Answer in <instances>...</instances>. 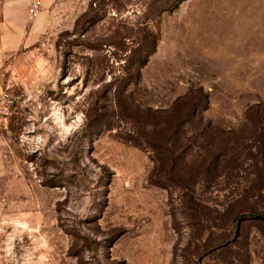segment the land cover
<instances>
[{
	"label": "rangeland",
	"instance_id": "374dc122",
	"mask_svg": "<svg viewBox=\"0 0 264 264\" xmlns=\"http://www.w3.org/2000/svg\"><path fill=\"white\" fill-rule=\"evenodd\" d=\"M173 2L51 0L0 62V264H264V0Z\"/></svg>",
	"mask_w": 264,
	"mask_h": 264
},
{
	"label": "crops",
	"instance_id": "0c3cea01",
	"mask_svg": "<svg viewBox=\"0 0 264 264\" xmlns=\"http://www.w3.org/2000/svg\"><path fill=\"white\" fill-rule=\"evenodd\" d=\"M31 0H0V62L33 41L39 24L38 14L29 18L27 6ZM51 0H39L40 7Z\"/></svg>",
	"mask_w": 264,
	"mask_h": 264
},
{
	"label": "built area",
	"instance_id": "2783aa9c",
	"mask_svg": "<svg viewBox=\"0 0 264 264\" xmlns=\"http://www.w3.org/2000/svg\"><path fill=\"white\" fill-rule=\"evenodd\" d=\"M40 9V2L39 0H31L27 6V14L29 18H34Z\"/></svg>",
	"mask_w": 264,
	"mask_h": 264
},
{
	"label": "trees",
	"instance_id": "16d2710c",
	"mask_svg": "<svg viewBox=\"0 0 264 264\" xmlns=\"http://www.w3.org/2000/svg\"><path fill=\"white\" fill-rule=\"evenodd\" d=\"M181 1H183V0H174V2L173 3H171V5L167 8V9H164V10H166V11H172V10H174L177 6H178V4L181 2ZM190 119L191 120H189V121H193V118H192V116H190ZM188 121V120H187ZM197 123V128L199 129V131L200 132H203L204 130L203 129H205V126L204 125H201V121H200V119L199 118H197L196 119V121L194 120V123ZM200 127V128H199ZM206 127H207V125H206Z\"/></svg>",
	"mask_w": 264,
	"mask_h": 264
}]
</instances>
